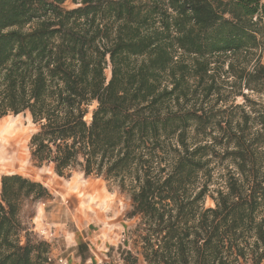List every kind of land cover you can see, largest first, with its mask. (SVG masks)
I'll use <instances>...</instances> for the list:
<instances>
[{
    "label": "trees",
    "instance_id": "trees-1",
    "mask_svg": "<svg viewBox=\"0 0 264 264\" xmlns=\"http://www.w3.org/2000/svg\"><path fill=\"white\" fill-rule=\"evenodd\" d=\"M261 54L264 0H0V119L128 201L120 264H264ZM51 198L0 176V264H50L22 215Z\"/></svg>",
    "mask_w": 264,
    "mask_h": 264
},
{
    "label": "rangeland",
    "instance_id": "rangeland-1",
    "mask_svg": "<svg viewBox=\"0 0 264 264\" xmlns=\"http://www.w3.org/2000/svg\"><path fill=\"white\" fill-rule=\"evenodd\" d=\"M66 7H72L69 3ZM258 54V53H257ZM264 62V54H261ZM250 99L264 104L255 94ZM237 103H242L237 99ZM1 129H11L22 138V157L11 166L0 165V176L18 174L42 183L52 198L23 210V219L37 239L50 245L47 256L69 264H120L122 252L132 250L134 221L126 220L128 201L95 177L74 172L58 177L49 167H37L28 144L35 131L29 117L12 115L0 119ZM54 264V263H50Z\"/></svg>",
    "mask_w": 264,
    "mask_h": 264
},
{
    "label": "bare ground",
    "instance_id": "bare-ground-1",
    "mask_svg": "<svg viewBox=\"0 0 264 264\" xmlns=\"http://www.w3.org/2000/svg\"><path fill=\"white\" fill-rule=\"evenodd\" d=\"M22 141L13 130L0 128V165L11 166L22 157L20 154Z\"/></svg>",
    "mask_w": 264,
    "mask_h": 264
},
{
    "label": "built area",
    "instance_id": "built-area-1",
    "mask_svg": "<svg viewBox=\"0 0 264 264\" xmlns=\"http://www.w3.org/2000/svg\"><path fill=\"white\" fill-rule=\"evenodd\" d=\"M47 257V263H54V264H69L66 260H63V259H52L50 258L49 256H46Z\"/></svg>",
    "mask_w": 264,
    "mask_h": 264
}]
</instances>
